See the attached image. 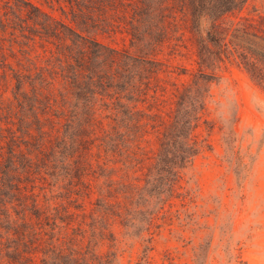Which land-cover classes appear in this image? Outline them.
Returning a JSON list of instances; mask_svg holds the SVG:
<instances>
[{
    "label": "trees",
    "instance_id": "obj_1",
    "mask_svg": "<svg viewBox=\"0 0 264 264\" xmlns=\"http://www.w3.org/2000/svg\"><path fill=\"white\" fill-rule=\"evenodd\" d=\"M55 1L73 24L0 0V264H117L101 251L113 225L148 240L200 153L216 71L236 63L264 91V16L240 15L248 0ZM184 24L198 69L173 84L165 121L148 102L164 71L156 55ZM118 29L129 48L90 35Z\"/></svg>",
    "mask_w": 264,
    "mask_h": 264
},
{
    "label": "rangeland",
    "instance_id": "obj_2",
    "mask_svg": "<svg viewBox=\"0 0 264 264\" xmlns=\"http://www.w3.org/2000/svg\"><path fill=\"white\" fill-rule=\"evenodd\" d=\"M30 1L71 22L55 0ZM240 15L264 16V0H248ZM180 32L177 46L172 41L156 55L164 71L157 81L161 87L151 93L156 98L148 100L162 107L165 121L173 117V84L190 82L198 69L193 33L185 24ZM90 35L117 48L131 45L123 29ZM216 74L194 130L200 153L184 173L177 197L155 215L148 240L113 225L115 240L101 251L113 252L117 264H264V91L236 63ZM146 138L153 140L148 150L155 149V134Z\"/></svg>",
    "mask_w": 264,
    "mask_h": 264
}]
</instances>
